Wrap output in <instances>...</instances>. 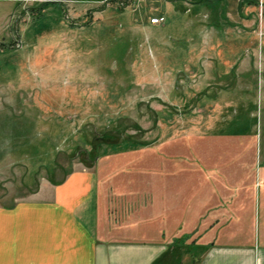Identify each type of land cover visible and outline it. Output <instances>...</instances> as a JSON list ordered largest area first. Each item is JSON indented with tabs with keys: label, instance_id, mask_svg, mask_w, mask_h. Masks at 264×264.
Wrapping results in <instances>:
<instances>
[{
	"label": "rangeland",
	"instance_id": "rangeland-1",
	"mask_svg": "<svg viewBox=\"0 0 264 264\" xmlns=\"http://www.w3.org/2000/svg\"><path fill=\"white\" fill-rule=\"evenodd\" d=\"M191 2L0 5V207L82 170L264 195V0Z\"/></svg>",
	"mask_w": 264,
	"mask_h": 264
},
{
	"label": "crops",
	"instance_id": "crops-1",
	"mask_svg": "<svg viewBox=\"0 0 264 264\" xmlns=\"http://www.w3.org/2000/svg\"><path fill=\"white\" fill-rule=\"evenodd\" d=\"M43 1L58 6L106 0ZM193 1L210 10L214 0ZM242 1L235 0L237 12ZM113 180L82 170L43 200L0 207V264H264L258 183L242 216L244 204L236 209L235 196L214 194L212 180L191 185L188 195L179 183L161 187L142 180L130 193L133 183Z\"/></svg>",
	"mask_w": 264,
	"mask_h": 264
},
{
	"label": "built area",
	"instance_id": "built-area-1",
	"mask_svg": "<svg viewBox=\"0 0 264 264\" xmlns=\"http://www.w3.org/2000/svg\"><path fill=\"white\" fill-rule=\"evenodd\" d=\"M160 21H161L160 18H159V19L155 18V19H153V20L151 21V23H152V24H156L157 22H160Z\"/></svg>",
	"mask_w": 264,
	"mask_h": 264
},
{
	"label": "trees",
	"instance_id": "trees-1",
	"mask_svg": "<svg viewBox=\"0 0 264 264\" xmlns=\"http://www.w3.org/2000/svg\"><path fill=\"white\" fill-rule=\"evenodd\" d=\"M44 5H48V3H44ZM44 5H43V6H44Z\"/></svg>",
	"mask_w": 264,
	"mask_h": 264
}]
</instances>
